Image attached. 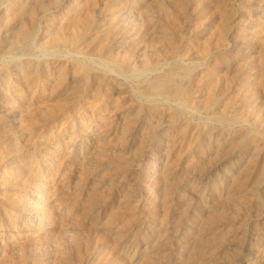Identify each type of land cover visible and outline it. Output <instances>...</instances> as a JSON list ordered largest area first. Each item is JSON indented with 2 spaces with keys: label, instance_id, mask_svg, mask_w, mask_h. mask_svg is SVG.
I'll return each instance as SVG.
<instances>
[{
  "label": "rangeland",
  "instance_id": "1",
  "mask_svg": "<svg viewBox=\"0 0 264 264\" xmlns=\"http://www.w3.org/2000/svg\"><path fill=\"white\" fill-rule=\"evenodd\" d=\"M0 264H264V0H0Z\"/></svg>",
  "mask_w": 264,
  "mask_h": 264
},
{
  "label": "bare ground",
  "instance_id": "2",
  "mask_svg": "<svg viewBox=\"0 0 264 264\" xmlns=\"http://www.w3.org/2000/svg\"><path fill=\"white\" fill-rule=\"evenodd\" d=\"M201 178V177H200Z\"/></svg>",
  "mask_w": 264,
  "mask_h": 264
}]
</instances>
